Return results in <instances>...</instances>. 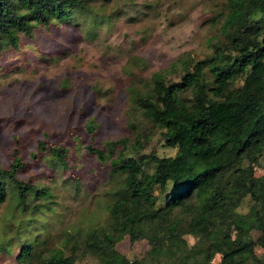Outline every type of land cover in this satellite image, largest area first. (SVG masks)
<instances>
[{
  "label": "rangeland",
  "instance_id": "rangeland-1",
  "mask_svg": "<svg viewBox=\"0 0 264 264\" xmlns=\"http://www.w3.org/2000/svg\"><path fill=\"white\" fill-rule=\"evenodd\" d=\"M227 2L83 0L84 5L64 20L36 22L29 32L15 31L14 42L0 35V164L7 166L18 156L22 164L16 176L41 189L31 191L23 202L16 186L5 182L0 264H43L55 250L73 255L75 264H101L100 259L168 264L164 254L146 255V237L131 240L123 234L104 255L86 244L89 232L107 222L113 200L109 189L115 181L108 177L107 161L86 144L104 148L107 140L126 137L133 145L147 133L143 151H175L164 144L159 130H149L150 122L136 109L131 90L138 86L143 92L157 71L177 78L169 67L182 53L193 58L208 55L221 31ZM252 16L259 17L257 10ZM235 81L240 83V77ZM39 140L44 147L38 146ZM53 145L66 151L59 156ZM119 147L115 144L107 157ZM241 166L243 170L231 175L234 182L264 176V150L258 158H245ZM240 194L236 209L246 213L253 200L243 188ZM258 207L264 210V204ZM171 214L178 220L189 217L178 207ZM259 234L258 228L249 227L247 236L257 240ZM184 236L190 244L196 240ZM160 244L167 247L171 240ZM254 249L262 254L258 242ZM219 258L218 251H211V261Z\"/></svg>",
  "mask_w": 264,
  "mask_h": 264
},
{
  "label": "trees",
  "instance_id": "trees-1",
  "mask_svg": "<svg viewBox=\"0 0 264 264\" xmlns=\"http://www.w3.org/2000/svg\"><path fill=\"white\" fill-rule=\"evenodd\" d=\"M227 1L221 31L208 55L193 58L182 53L169 67L177 78L157 71L143 92L138 86L131 90L136 109L150 122L149 130H159L164 144L175 151H143L147 133L133 145L126 137L107 140L104 148L86 144L107 161L108 177L115 179L105 226L85 238L92 251L104 255L127 234L131 240L146 237V255L164 254L168 264H264V210L258 207L264 204V176L231 179L243 170L245 158H258L264 150V0ZM80 4L83 0H0V35L14 42L15 31L29 32L36 22L64 20ZM254 10L258 18L252 16ZM38 144L45 146L43 140ZM115 144L120 147L108 158ZM51 148L59 156L66 151L64 146ZM21 164L18 156L7 166L0 164V200L6 181L16 186L23 202L31 191L41 192L16 176ZM240 188L253 200L246 213L236 209ZM175 207L189 217L178 220L171 214ZM249 227L260 230L257 240L247 236ZM184 234L196 240L190 244ZM166 238L171 244L162 247ZM256 242L261 255L255 252ZM213 250L220 253L218 262L211 261ZM132 263L140 264L141 259ZM43 264L75 263L73 255L55 250Z\"/></svg>",
  "mask_w": 264,
  "mask_h": 264
}]
</instances>
